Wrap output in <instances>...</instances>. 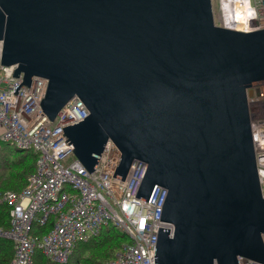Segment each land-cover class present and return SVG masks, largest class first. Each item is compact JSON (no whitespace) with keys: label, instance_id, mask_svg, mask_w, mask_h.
<instances>
[{"label":"water","instance_id":"water-1","mask_svg":"<svg viewBox=\"0 0 264 264\" xmlns=\"http://www.w3.org/2000/svg\"><path fill=\"white\" fill-rule=\"evenodd\" d=\"M1 65L14 85L47 79L50 121L72 98L88 113L62 126L90 172L105 143L113 176L146 168L135 196L166 188L154 264L264 263V196L247 95L264 79V27L215 24L211 0H0Z\"/></svg>","mask_w":264,"mask_h":264},{"label":"built area","instance_id":"built-area-1","mask_svg":"<svg viewBox=\"0 0 264 264\" xmlns=\"http://www.w3.org/2000/svg\"><path fill=\"white\" fill-rule=\"evenodd\" d=\"M212 1V0H211ZM215 24L240 31L264 27V0H215ZM2 40H0V56ZM15 64H0V144L36 152L35 168L22 189L5 190L0 203L9 209L8 228L0 227V237L13 241L9 264H33L39 249L53 263H65L77 241L87 242L102 227L112 224L128 236L115 256L104 264H154L158 226L173 229L160 218L166 188L155 184L147 200L135 196L146 163L134 159L123 179L113 176L119 158L116 145L108 140L95 168L88 171L73 155L62 126L83 119L88 113L83 102L70 99L50 121L41 112L47 79L32 76L29 86L14 85L21 75H12ZM247 95L251 115V137L258 179L264 196V79L252 82ZM47 231L32 235L34 224ZM264 244V235H262ZM238 264H264L238 257Z\"/></svg>","mask_w":264,"mask_h":264},{"label":"trees","instance_id":"trees-1","mask_svg":"<svg viewBox=\"0 0 264 264\" xmlns=\"http://www.w3.org/2000/svg\"><path fill=\"white\" fill-rule=\"evenodd\" d=\"M36 156V152L31 149L19 152L13 157L8 156L7 161L4 163L5 180L0 181V194L5 190L18 191L23 188L27 176L35 168ZM50 224V222L45 225L34 224L32 226V233L40 235L49 229ZM9 226V209L8 205L3 202L0 203V227L8 228ZM127 241L128 236L118 227L112 224L106 225L102 227L98 235L87 241L83 252L76 256L74 262H69L71 258L69 257L65 263L59 264H104L107 260L114 257L121 245ZM13 252V241L0 237V264H9ZM40 255V262L42 264H58L49 262L42 254Z\"/></svg>","mask_w":264,"mask_h":264},{"label":"rangeland","instance_id":"rangeland-1","mask_svg":"<svg viewBox=\"0 0 264 264\" xmlns=\"http://www.w3.org/2000/svg\"><path fill=\"white\" fill-rule=\"evenodd\" d=\"M212 5L215 8L216 2L215 0H212ZM24 150L15 148L11 143H1L0 144V181L5 180V169H4V163L7 161L8 156L13 157L14 155L18 154L19 152H23ZM1 186V185H0ZM264 191V188H263ZM32 235H34L32 233ZM89 244V243H88ZM87 245V242L85 241H77L74 246V251L71 254V258L69 262H74L77 255H80L83 252V249ZM41 251L39 249H35L34 255H33V263L34 264H42L40 262V255Z\"/></svg>","mask_w":264,"mask_h":264}]
</instances>
